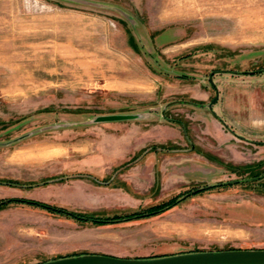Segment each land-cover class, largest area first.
<instances>
[{
  "label": "rangeland",
  "instance_id": "obj_1",
  "mask_svg": "<svg viewBox=\"0 0 264 264\" xmlns=\"http://www.w3.org/2000/svg\"><path fill=\"white\" fill-rule=\"evenodd\" d=\"M260 68L264 0H0V172L16 147L33 152L27 169L0 175L21 184L0 182V198L110 214L215 184L119 221L5 202L0 264L85 250L152 256L264 247ZM120 112L140 116L91 119ZM135 147L126 168L137 163V182L118 177L125 167L103 180L101 171ZM66 167L103 183L55 179ZM230 180L239 181L217 184Z\"/></svg>",
  "mask_w": 264,
  "mask_h": 264
},
{
  "label": "water",
  "instance_id": "obj_2",
  "mask_svg": "<svg viewBox=\"0 0 264 264\" xmlns=\"http://www.w3.org/2000/svg\"><path fill=\"white\" fill-rule=\"evenodd\" d=\"M264 70V68H260ZM210 79V77H209ZM214 94L206 104L210 108ZM138 113L120 112L96 114L92 121L136 118ZM235 181V180H231ZM214 183L196 189L212 186ZM191 189L188 192H193ZM187 192V193H188ZM186 195V192L181 196ZM31 264H264V247L194 249L152 256H118L100 252H78L44 259Z\"/></svg>",
  "mask_w": 264,
  "mask_h": 264
},
{
  "label": "trees",
  "instance_id": "obj_3",
  "mask_svg": "<svg viewBox=\"0 0 264 264\" xmlns=\"http://www.w3.org/2000/svg\"><path fill=\"white\" fill-rule=\"evenodd\" d=\"M151 147H154V146L142 147L138 152L141 154V153L145 152L146 150L150 149ZM136 158H137V152H135L133 155H131V157L129 159H127L126 161H123L119 165H116L114 168L120 169V168L126 167L131 161L135 160ZM90 177L92 178V176H90ZM57 178L59 179L61 177L59 176V177H56L55 179H57ZM92 179L96 182L103 183L102 180L100 181L96 178H92ZM102 179L108 180L109 175H107L106 177H104ZM235 181H239V180H235ZM0 182L13 184V185H21L20 183H18L17 180H7V179L0 178ZM231 182H233V181L230 180V181H225V182H218L217 184L223 185L224 183H231ZM213 185H215V184H213ZM196 188L197 187H195L194 189H196ZM198 190H201V188L196 189L193 192L198 191ZM185 192L187 193L188 190L183 191L181 193H178L176 195H173V196H171V197H169L163 201L150 204V205L146 206L144 209L134 208V209L114 212V213H110V214H106V213L93 214V213H87V212L73 211V210L66 209L64 207L51 205L47 202L35 200L32 198H23V197L0 198V205L4 204L5 202H8V201L26 202V203H29L32 205L43 207V208L48 209V210L58 211V212L66 215V216H69V217H74L77 219H82L84 221H89V222L93 223V222H103V221H119V220L129 219L132 217L145 216V215H150L153 213L163 211V210L167 209L168 207H170L171 205L177 203L180 199H182L184 196H181V195L184 194Z\"/></svg>",
  "mask_w": 264,
  "mask_h": 264
},
{
  "label": "crops",
  "instance_id": "obj_4",
  "mask_svg": "<svg viewBox=\"0 0 264 264\" xmlns=\"http://www.w3.org/2000/svg\"><path fill=\"white\" fill-rule=\"evenodd\" d=\"M135 152H137V147L132 148L131 155H133ZM31 153H33V152L30 150V148H28L24 145L18 146L15 149H13L12 151H10L8 153V156L5 158V164H4L5 167L2 168L3 171L0 172V175L9 174L10 172H13V171H16L19 169H21V170L27 169L26 167L29 165ZM131 155L129 156V158L131 157ZM129 158H127V159H129ZM113 167H114L113 165H110V166H108V168H104V170H102L101 173L104 176H106V175H108L109 171ZM68 168H70V167L63 168L62 170L59 171V173H62V174H59L60 177L65 178L66 176L73 177L75 175H79L81 177H84L87 181H89L90 183L93 184L91 177H90L91 174H89V172L87 170H85V171L88 173H82V174L76 173V174L72 175V172L77 171V170H71ZM131 168L133 169V171L131 170ZM59 175H58V177H59ZM71 177H69V178H71ZM118 177H121V179H123L128 185H133L134 183H136L137 182V163L135 162L133 166H128L127 168L125 167V169H123L119 173ZM132 195H133V193H128V196L132 197ZM5 224H7V222L3 220L2 225L6 226ZM4 232H6V231H4ZM4 247H5L4 245L0 246V256H4L5 254H3V253H6V251H7V247H6V249H4ZM89 251H91V252H104V251H96V250H85V251H80V252H89ZM76 253H78V252H76ZM120 256H125V255H120Z\"/></svg>",
  "mask_w": 264,
  "mask_h": 264
},
{
  "label": "flooded vegetation",
  "instance_id": "obj_5",
  "mask_svg": "<svg viewBox=\"0 0 264 264\" xmlns=\"http://www.w3.org/2000/svg\"><path fill=\"white\" fill-rule=\"evenodd\" d=\"M122 163V162H121ZM119 165V164H118ZM115 167V166H114ZM112 168L111 172L108 174L109 175V180L113 177L114 173L118 170V169H115V168ZM115 169V170H114ZM121 169V168H120Z\"/></svg>",
  "mask_w": 264,
  "mask_h": 264
}]
</instances>
